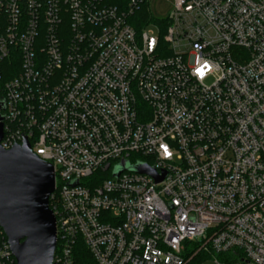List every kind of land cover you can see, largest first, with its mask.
<instances>
[{
  "label": "built area",
  "instance_id": "2783aa9c",
  "mask_svg": "<svg viewBox=\"0 0 264 264\" xmlns=\"http://www.w3.org/2000/svg\"><path fill=\"white\" fill-rule=\"evenodd\" d=\"M143 2L0 0L1 146L54 167V262L187 264L196 241L264 264V0H174L137 31Z\"/></svg>",
  "mask_w": 264,
  "mask_h": 264
},
{
  "label": "water",
  "instance_id": "95a60500",
  "mask_svg": "<svg viewBox=\"0 0 264 264\" xmlns=\"http://www.w3.org/2000/svg\"><path fill=\"white\" fill-rule=\"evenodd\" d=\"M2 137L0 122V223L17 264H56L57 223L50 207L56 188L54 167L33 152L27 139L7 150L1 146ZM125 169L150 174L157 182L165 176L142 163H124L116 175Z\"/></svg>",
  "mask_w": 264,
  "mask_h": 264
},
{
  "label": "trees",
  "instance_id": "16d2710c",
  "mask_svg": "<svg viewBox=\"0 0 264 264\" xmlns=\"http://www.w3.org/2000/svg\"><path fill=\"white\" fill-rule=\"evenodd\" d=\"M106 2L118 6L120 9H126L129 0H106ZM148 3L149 0H144L140 9L130 17L129 21L136 28L137 31H141L151 21L163 22L156 20L154 18H150V14L147 9ZM9 77L10 76H8V78ZM187 245H188V250L186 251L185 254V257L188 260L187 264H205L208 261V259L212 256H215L222 261H227L228 258H232L231 254H223V253L217 254L210 250H205V249L199 250L200 243L196 241L188 242Z\"/></svg>",
  "mask_w": 264,
  "mask_h": 264
},
{
  "label": "rangeland",
  "instance_id": "374dc122",
  "mask_svg": "<svg viewBox=\"0 0 264 264\" xmlns=\"http://www.w3.org/2000/svg\"><path fill=\"white\" fill-rule=\"evenodd\" d=\"M174 8V0H149L148 3V12L150 14V18H154L156 20H164L169 16ZM150 28L158 31L156 25L151 24ZM205 264H217L214 260H209Z\"/></svg>",
  "mask_w": 264,
  "mask_h": 264
}]
</instances>
